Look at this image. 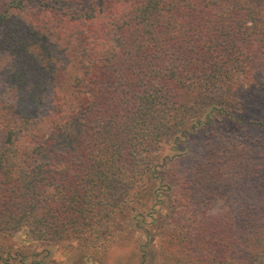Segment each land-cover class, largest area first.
<instances>
[{
	"label": "trees",
	"instance_id": "obj_1",
	"mask_svg": "<svg viewBox=\"0 0 264 264\" xmlns=\"http://www.w3.org/2000/svg\"><path fill=\"white\" fill-rule=\"evenodd\" d=\"M263 144L264 0H0V238L109 250L163 190L160 264H264Z\"/></svg>",
	"mask_w": 264,
	"mask_h": 264
},
{
	"label": "rangeland",
	"instance_id": "obj_2",
	"mask_svg": "<svg viewBox=\"0 0 264 264\" xmlns=\"http://www.w3.org/2000/svg\"><path fill=\"white\" fill-rule=\"evenodd\" d=\"M200 140L193 139L183 141L180 145L181 149L189 143L193 151H197L200 147ZM264 149V144H263ZM173 152L171 146L165 144L161 149L154 153L157 157L156 163L159 165L163 159L168 162V159L172 157ZM158 170L162 173L164 171L163 166H158ZM166 175V174H165ZM161 195L159 198H150L147 201L140 202V207L138 206V212L144 216L145 226L149 227L150 236L147 235L141 229H135L131 222L127 220L128 228L122 234L120 240H117L114 247L109 250H99L95 254L81 253L78 251H67L64 248L56 245H44L40 242H30L24 233H19L15 236H3L0 238V256H4L7 252H22L28 257L26 262L32 263H45V264H140L141 255L143 251H151L154 254L153 258H150L148 254L147 261L153 260L152 263L160 264L162 263V257L158 253V241L155 238V232L153 230L154 226L151 224L153 219L150 210L156 209L159 211H166V207L169 206L171 202V194L163 191H158ZM159 201L160 204H155V201ZM228 210V200L217 199L210 202L206 208L203 210L204 218H224L228 224V214L225 211ZM198 219L201 218L199 214ZM130 223V224H129ZM151 224V225H150ZM143 227V226H142ZM154 237V239H152ZM152 247H156V251L152 252ZM148 264V262H146Z\"/></svg>",
	"mask_w": 264,
	"mask_h": 264
}]
</instances>
